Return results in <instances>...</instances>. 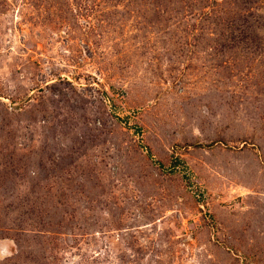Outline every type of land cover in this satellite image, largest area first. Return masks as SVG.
Here are the masks:
<instances>
[{"label":"rangeland","instance_id":"374dc122","mask_svg":"<svg viewBox=\"0 0 264 264\" xmlns=\"http://www.w3.org/2000/svg\"><path fill=\"white\" fill-rule=\"evenodd\" d=\"M0 264H264V0H0Z\"/></svg>","mask_w":264,"mask_h":264},{"label":"trees","instance_id":"16d2710c","mask_svg":"<svg viewBox=\"0 0 264 264\" xmlns=\"http://www.w3.org/2000/svg\"><path fill=\"white\" fill-rule=\"evenodd\" d=\"M183 164L182 168L185 169L186 164L183 160H181L179 157H173V160H172V166H177V165H181ZM183 177L185 178V180L188 178L187 174H183Z\"/></svg>","mask_w":264,"mask_h":264}]
</instances>
